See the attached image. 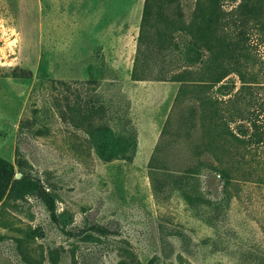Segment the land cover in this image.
Returning <instances> with one entry per match:
<instances>
[{
    "label": "rangeland",
    "instance_id": "374dc122",
    "mask_svg": "<svg viewBox=\"0 0 264 264\" xmlns=\"http://www.w3.org/2000/svg\"><path fill=\"white\" fill-rule=\"evenodd\" d=\"M241 1L224 0V9L231 11ZM196 2L153 0L150 33L166 29L183 40L167 22L190 21ZM35 5V0H0V156L12 162L19 157L27 171L41 176L57 194L67 230L97 223L112 233L68 235L40 198H10L0 204V264H118L123 258L129 264H264V147L245 150L244 160L232 149V183L225 190L224 178L208 167L218 163L205 147L200 126L187 121L191 108L198 107L196 93L177 100L180 82L147 79L112 87L109 94L116 102L124 95L138 148L131 159L104 161L86 130L72 122L74 113L66 105L74 104V89L82 85L52 83L40 77L42 70L37 72ZM249 33L246 78L252 81L243 89L240 76L230 74L237 84L232 96L239 89L252 92L264 110V41L255 26ZM147 44L144 59L151 62V75L162 64L184 65L178 52L166 55L155 49L156 37ZM24 70L31 73L32 87L18 94L23 83L10 80ZM96 73L111 75L101 60ZM101 102L96 96V103ZM154 155L158 161L151 164ZM38 227L43 236L35 232Z\"/></svg>",
    "mask_w": 264,
    "mask_h": 264
},
{
    "label": "trees",
    "instance_id": "16d2710c",
    "mask_svg": "<svg viewBox=\"0 0 264 264\" xmlns=\"http://www.w3.org/2000/svg\"><path fill=\"white\" fill-rule=\"evenodd\" d=\"M223 3L224 0H197L190 21L169 20L167 27L177 29L185 36L179 41L166 29L157 30L156 34L150 33L149 28L154 16L153 0H146L132 78L180 82L177 100L189 93H196L195 97L199 100L198 107L191 108L187 121L192 125L198 123L200 126L206 138L205 147L218 163L208 164V167L221 174L227 190L232 183L230 164L234 154L232 149L236 147V154L244 160L245 150H249L253 145L264 147V110L256 106L252 92L250 95L241 94L242 89H239L232 96L237 84L236 80L230 77V74L235 72L243 82L242 88L250 87L246 84L252 81L246 78L251 59L249 29L254 26L258 28L264 41V0H242L231 11L225 10ZM232 25L236 26L233 30L230 29ZM153 36L156 37L155 49L160 48L166 55L178 52L184 62L182 68L167 62L168 65L162 64L161 69L151 75L153 73L150 68L151 62L144 59V56L147 40ZM97 54H101L100 49L97 50ZM30 74L24 70L18 76L29 77ZM51 82L64 85L75 82L82 85L74 89V104L67 102L66 105L74 113L71 117L72 122L86 130L89 141L100 158L104 161L113 158H132L138 148V131L124 104V95H121V100L116 102L114 96L109 94L117 82H106L102 79L80 81L51 79ZM102 85L105 86L103 91L89 95L90 90L97 91ZM211 91L228 97L224 99L215 97ZM96 96L104 102L97 104ZM107 96L110 98L107 99ZM63 111V116L67 118L68 111ZM197 113L199 120L196 119ZM231 122L236 123L235 126L231 127ZM24 123L21 119L20 130L24 127ZM18 151L19 147H17ZM227 156H230L229 160H226ZM155 161H158L156 155L152 157L151 164ZM202 165V163L196 165L193 172L198 171ZM18 173H21L20 177L17 176ZM29 196L40 198L53 221L68 235H91L87 234L90 233L88 231L101 235L112 233L109 227L97 223L80 231L67 230L65 220L58 212L57 194L45 184L41 176L27 171L19 157L16 162H12L0 156V204L10 198L22 199ZM35 232L44 235L41 227L36 228ZM118 264H129V261L123 258Z\"/></svg>",
    "mask_w": 264,
    "mask_h": 264
},
{
    "label": "crops",
    "instance_id": "0c3cea01",
    "mask_svg": "<svg viewBox=\"0 0 264 264\" xmlns=\"http://www.w3.org/2000/svg\"><path fill=\"white\" fill-rule=\"evenodd\" d=\"M146 0H35V62L40 77L143 82L132 73ZM101 54H97V50ZM111 75L95 74L99 61ZM42 68V69H41ZM94 72V73H93ZM97 75V76H95ZM27 94L31 78L12 77ZM114 87V86H113Z\"/></svg>",
    "mask_w": 264,
    "mask_h": 264
},
{
    "label": "water",
    "instance_id": "95a60500",
    "mask_svg": "<svg viewBox=\"0 0 264 264\" xmlns=\"http://www.w3.org/2000/svg\"><path fill=\"white\" fill-rule=\"evenodd\" d=\"M19 175H21V174H18V177H20Z\"/></svg>",
    "mask_w": 264,
    "mask_h": 264
}]
</instances>
